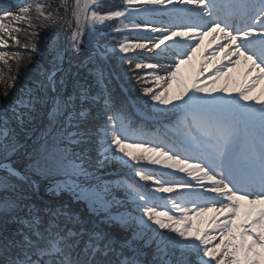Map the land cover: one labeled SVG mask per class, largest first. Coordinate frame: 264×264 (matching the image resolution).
Instances as JSON below:
<instances>
[{"label": "snow or ice", "instance_id": "obj_1", "mask_svg": "<svg viewBox=\"0 0 264 264\" xmlns=\"http://www.w3.org/2000/svg\"><path fill=\"white\" fill-rule=\"evenodd\" d=\"M103 7L104 0H72L71 5L62 0L52 10L50 4L33 0H0V44L11 39L19 45L12 32L19 31L15 25L23 21L32 27L33 10L49 22L45 27L55 29L48 42V65L13 102L11 115L8 108L0 109V213L4 225L20 226L16 235L21 237L17 240L3 230L0 264H264V88H257L264 80V0H124L122 10H100ZM113 20L119 21L115 28L107 23ZM157 23L162 27L154 26ZM69 29L68 46L62 47L60 32ZM105 29L134 33L113 51L133 53L120 56L121 65L145 85L143 95L157 102L147 105L153 118L174 112L199 114L195 130L179 143L153 141L134 129L125 107L117 109L102 85L96 97L90 98L79 82L66 94L71 65L65 68V53L98 47ZM214 33L227 43L213 48L211 59L223 52L227 64L215 68L208 87L199 77L214 65L198 53L207 47L205 37ZM30 51L44 52L35 42ZM5 55L0 51V59ZM153 60L157 62H149ZM242 61L243 81L217 84ZM183 65L190 67L188 73L181 72ZM249 69L260 73L251 82ZM137 70L151 71L140 76ZM88 76L97 84L104 78L99 70ZM149 79L167 87L154 91L147 86ZM12 86H17L16 77ZM218 87L227 95H214ZM89 99H103L102 125L95 130L81 126L91 113L77 107L78 101L83 105ZM38 106L47 108L48 124L37 137L38 146L24 152L28 163L21 171L7 162L24 147L13 121L25 129ZM93 136L94 164L72 150ZM142 161L165 164L186 176L165 174ZM113 163L145 183L130 182L124 174L115 181L102 180L100 170ZM34 177L48 181L49 193H71L74 201L87 205L85 211L71 202L26 203V193L39 195L40 183ZM121 189L124 195L118 194ZM113 230L122 237L114 238ZM146 249L152 251L151 261L144 258Z\"/></svg>", "mask_w": 264, "mask_h": 264}, {"label": "trees", "instance_id": "obj_2", "mask_svg": "<svg viewBox=\"0 0 264 264\" xmlns=\"http://www.w3.org/2000/svg\"><path fill=\"white\" fill-rule=\"evenodd\" d=\"M117 0H114V2H110L111 4H108L111 9H116V5L118 3ZM33 2H41L51 5V9L57 8L62 0H33ZM60 14L63 16L65 14V9L63 7H60ZM34 16L32 21V27L25 26L23 30H21V37H25L26 39H29L31 42L29 44V47L31 46L32 42L37 43L38 47H48V42L51 40L52 37V31L53 28L45 27L49 22L38 18L35 10H33ZM114 22V21H113ZM39 32L38 36L31 35L32 32ZM108 36L102 37L100 39L101 43H108L112 42V40ZM25 44V43H24ZM48 49V48H45ZM20 57L24 60H29L28 62V69L22 68L21 66H15L13 69H4L1 73V85L3 88L4 96H3V105L5 108L11 109V105L14 101H16L19 97L23 95V91H26V87H31L32 83L36 81L39 76L35 73L34 67H40L38 64L39 60H47L49 61V57L40 58L37 55L28 52L27 50L21 51ZM115 59V58H114ZM113 67L116 66V62H110ZM113 63V64H112ZM71 65V73H70V82L66 84V94L71 93L73 90V84L75 82H79L80 85L87 90L88 96L96 97L97 92L100 89L101 85L104 89L107 90V92L111 95L112 101L116 105L117 99H120V92L119 88L117 86V83L113 79V76L111 74V70L109 68L108 63L101 60L97 54V52L94 49H91L87 52L82 53H75L72 51V53H68V63L66 68ZM6 70V71H5ZM97 70L101 71L103 73V80L101 84H97L94 77H89V72L95 73ZM13 77H16V87H13ZM7 90V96L5 95V92ZM116 100V101H115ZM103 104V99H98L96 101H92L91 99L86 100L83 105L80 104V102H77V107H84L88 108L91 115L88 117V119L85 121L84 124H82V127H86L91 130H95L98 127V124L100 122L99 118V112L100 108ZM46 107L38 106V111L35 114V118L32 121V123L27 124L25 126V129H22L17 123L13 122V127L16 129V133L18 134L19 140L25 142L29 136H32L37 132V129L41 125L42 116L45 111ZM9 115H11V110L9 111ZM61 120H63V117H61ZM70 131L73 129H69ZM95 136L92 137L91 141L89 143H82L79 145H73L72 150L74 152L78 153H87L94 148V142ZM93 160L90 161V163ZM66 198V197H65Z\"/></svg>", "mask_w": 264, "mask_h": 264}, {"label": "rangeland", "instance_id": "obj_3", "mask_svg": "<svg viewBox=\"0 0 264 264\" xmlns=\"http://www.w3.org/2000/svg\"><path fill=\"white\" fill-rule=\"evenodd\" d=\"M66 2L69 5L72 4V0H66ZM33 16H34V12H32V17ZM32 21H33V19H32ZM137 22H140V21H137ZM27 23H29V22L28 21L20 22L19 24L15 25V27L18 28L19 31L12 32V35L18 37V39L20 40L19 45H21V46L22 45L25 46L26 44L29 45L30 42H31L29 39H26L24 36L21 37V30H23L25 28V24H27ZM154 26L162 27L158 23L154 24ZM69 30L60 32L59 39L61 41V46L62 47H66V44L68 42ZM127 32H130V30L127 31ZM54 34H55V29L52 31L51 39L53 38ZM4 35H5V38L7 39L8 38L7 34H4ZM124 37H123V39H124ZM128 37H129V39H132V36H128ZM211 44L210 45L207 44V47L202 51V53H198V56L202 57L201 60L203 59V57L206 56V57H208V65H214V67H210L207 72H204L203 75L199 77V81L198 82H206L208 87L212 86V81L210 79H208V77L212 76V75H215V68L216 67H220V65L222 64V63L219 62L220 59H217L215 61H213L211 59V52H212V49L210 48L212 46ZM19 45H17L15 43V41L11 40V39H8V43L6 45L0 44V51H3V52L6 53L4 59H0V75H1V71H3L4 69H6V70L13 69V68H15V66H21L22 68L28 69V67H27L28 66V62H30V61L27 60V59L24 60L23 58H21L19 56L20 54H19V52L17 50V47ZM40 48H43V46L40 47ZM46 48H48V47H46ZM115 48H116V45L112 46L111 48H109V51H111L113 53L117 52L118 55L133 54L131 51L128 54L119 53L118 51L114 52L113 49H115ZM136 51H139V50H136ZM31 53H33V52H31ZM33 54H35V53H33ZM47 55H49L48 51L43 52V55L37 54V56L40 57V58L47 57ZM65 57L67 58V53H65ZM235 59H236V57H235ZM113 62L114 63L116 62V68L122 74L121 75L122 78L129 84L128 87L132 90V92L134 91V89L137 91L138 101L143 107L148 108L147 105H151L152 103H157V102L150 101L148 99V97L143 95L142 88L145 85L142 82L138 81L137 77L135 75L129 76L127 74V66L126 65H124L122 67L121 62L119 60L114 59V58H113ZM149 62L156 63L157 61L153 60V61H149ZM164 63L169 64V63H171V61H164ZM225 63H223V64H225ZM38 64H39L40 67H37V66L34 67V71H35L36 74L39 73L40 68L42 66H47L48 65V61L47 60L46 61L45 60H39ZM208 65H205V66L208 67ZM228 67H232V66L228 65ZM198 68H199V64H197V69ZM224 70L227 71V69H224ZM137 71L139 72L140 76H144L145 72H150L151 70H145V71L137 70ZM189 71H190V67L188 65H183L182 66V68H181V72L182 73H188ZM249 71L251 73V75L249 76V82L255 80L256 77L260 75L258 69H249ZM163 74L164 73H161V75H163ZM229 76L232 77V81H229ZM243 79H244V62L242 61L240 66H237L236 68H234V70L231 73H229L228 76L222 77L219 81H217V84L218 85H222L225 82H229L231 84V86H235V81H237V80L243 81ZM147 86L153 87L154 91H162L163 88L167 87V85L163 84V82H161L159 85H157L154 79H149L147 81ZM257 88L258 89L259 88H264V80L258 82ZM176 89H177V85L173 84V91H175ZM213 94L214 95H221V94L227 95L226 93H222L220 91L219 87L217 88V91L215 93H213ZM140 95H142V96H140ZM232 95H235V93H232ZM0 96H3V89L1 87V83H0ZM185 99H186V97H185ZM174 103H177V101H174ZM161 107H164V106L161 105ZM167 114H171V113H167ZM167 114H165V115H167ZM47 122H48L47 118H46V122H45V120L43 118L42 122H41V127L39 128L38 132L34 136H32L31 138L27 139V141H25V142L20 141V143L22 145H24V147L17 154H14V155H12L10 157L12 160H10V158H9V160H8L9 163L16 164V162H17L18 165H24V164L28 163L27 157L24 155V152L25 151L31 152L34 147L38 146L37 137H39L41 132L46 129ZM85 156H86L88 161L92 160V157H94V161H92V163L94 164L95 160L97 158L96 146H94L93 150L85 153ZM142 163H144L149 168L163 170L166 173L174 172L178 177L186 176L185 173L179 172L178 169H169V168H167V166L165 164L153 165V164H151L150 162H147V161H142ZM118 172H123L122 174H124V176H126V174H127L132 179L137 178L136 176H134V174L131 172V170L124 169L119 164H116V163H113V164H110V165H106L104 168H102L100 170L99 173H111V174L113 173V174H117ZM0 175H3V172H0ZM117 176L121 177V174L117 175ZM117 176H114V177H117ZM34 178L36 179V178H40V177H34ZM104 181H113V179H106ZM140 182L143 183V184L145 183L143 181H140ZM147 183H151V182H147ZM26 194L29 197L33 196V195H31V193H26ZM118 194L119 195H124L125 193L123 191H121V190H118ZM163 195H169V194H163ZM161 210H164V209H161ZM3 224H4V215H3V213H0V235H1L2 231L4 230V228H2ZM200 226H204V225H200ZM211 234L212 235H217V233H211ZM218 242L219 241L216 240V241H213L212 243H218ZM209 246H211V244ZM147 251L152 254L151 249H147Z\"/></svg>", "mask_w": 264, "mask_h": 264}]
</instances>
